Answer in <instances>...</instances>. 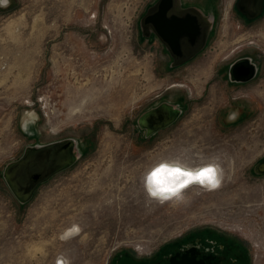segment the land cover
Wrapping results in <instances>:
<instances>
[{
    "label": "rangeland",
    "instance_id": "obj_1",
    "mask_svg": "<svg viewBox=\"0 0 264 264\" xmlns=\"http://www.w3.org/2000/svg\"><path fill=\"white\" fill-rule=\"evenodd\" d=\"M151 1L0 0V264L160 263L206 228L242 248L238 264H264V59L244 85L195 78L223 74L217 52L238 24L233 0H211L205 52L168 70L140 33ZM163 99L181 101L183 113L148 133L139 116ZM68 138L76 162L21 203L6 165ZM170 158L219 163L221 186L149 200L144 174ZM75 226L78 235L61 237Z\"/></svg>",
    "mask_w": 264,
    "mask_h": 264
},
{
    "label": "flooded vegetation",
    "instance_id": "obj_2",
    "mask_svg": "<svg viewBox=\"0 0 264 264\" xmlns=\"http://www.w3.org/2000/svg\"><path fill=\"white\" fill-rule=\"evenodd\" d=\"M211 2V0H152L147 5L140 17L139 28L145 45L148 49L156 52L155 61L157 64L171 70L191 64L201 58L211 40L214 29L215 16ZM232 8L237 16L238 24L235 28L229 29L228 42L223 44L217 52L220 54L217 55L218 57L226 59L221 67L223 74H201L199 77H195L200 82H209L216 78V80L240 86L252 81L260 72V63H262L260 60L264 59V0H233ZM260 25L263 27H259ZM248 45L256 50L244 48ZM182 85V83H174L169 87ZM183 108V103L179 100L163 99L141 113L139 125L148 133L164 129L172 125L182 115ZM59 141L62 140L39 144V146ZM29 148H33V146ZM26 149L12 162L19 161ZM76 160L74 154L67 165L37 183L30 196L23 201L4 179L13 195L21 203H24L33 197L41 184L72 166ZM224 242L220 233L206 228L193 232L177 244L190 243L203 254L213 256L212 261L215 264L246 262V256L240 246L232 241H228L227 246ZM225 246L235 256L228 257ZM211 249L212 252H210ZM119 255V257L124 256L123 253ZM116 259L113 264H121L119 258ZM141 262L143 263L140 264L155 263L149 259ZM159 262L164 263L165 261L160 260ZM128 264L132 263L128 262Z\"/></svg>",
    "mask_w": 264,
    "mask_h": 264
},
{
    "label": "water",
    "instance_id": "obj_3",
    "mask_svg": "<svg viewBox=\"0 0 264 264\" xmlns=\"http://www.w3.org/2000/svg\"><path fill=\"white\" fill-rule=\"evenodd\" d=\"M74 142L64 139L59 142L27 148L19 161L9 163L3 176L15 194L23 201L30 196L40 181L67 165L74 157ZM76 155V154H75ZM259 168L264 170V164ZM213 256L205 255L189 245L170 254L164 263L154 264H215Z\"/></svg>",
    "mask_w": 264,
    "mask_h": 264
},
{
    "label": "clouds",
    "instance_id": "obj_4",
    "mask_svg": "<svg viewBox=\"0 0 264 264\" xmlns=\"http://www.w3.org/2000/svg\"><path fill=\"white\" fill-rule=\"evenodd\" d=\"M223 179V168L215 161L189 166L173 160L161 161L149 169L144 174L143 184L148 199L163 204L172 200L184 201V190L192 185L215 190L221 186Z\"/></svg>",
    "mask_w": 264,
    "mask_h": 264
},
{
    "label": "bare ground",
    "instance_id": "obj_5",
    "mask_svg": "<svg viewBox=\"0 0 264 264\" xmlns=\"http://www.w3.org/2000/svg\"><path fill=\"white\" fill-rule=\"evenodd\" d=\"M173 160H178V161H180V162H182V163H184V164H186L187 165V163H185L184 161H182V160H180V159H177V158H170V159H164V161H173ZM160 163V162H159ZM159 163H157V164H159ZM206 163H209V162H206ZM156 164V165H157ZM205 164V163H204ZM201 165V164H200ZM154 167V166H153ZM152 168V167H151ZM193 186V185H192ZM189 188V187H188ZM186 190V189H185ZM75 229H78V227L77 226H75ZM78 233H79V231L77 232V231H73V229H71V228H68V229H65L64 230V232L61 234V237L63 238V239H66V238H69V237H72V236H75V235H78ZM59 258H57V260H58ZM56 260V261H57ZM59 263L61 264V263H63V260L61 259V260H59ZM56 264V263H55Z\"/></svg>",
    "mask_w": 264,
    "mask_h": 264
},
{
    "label": "snow or ice",
    "instance_id": "obj_6",
    "mask_svg": "<svg viewBox=\"0 0 264 264\" xmlns=\"http://www.w3.org/2000/svg\"><path fill=\"white\" fill-rule=\"evenodd\" d=\"M73 231H76V229H73Z\"/></svg>",
    "mask_w": 264,
    "mask_h": 264
}]
</instances>
